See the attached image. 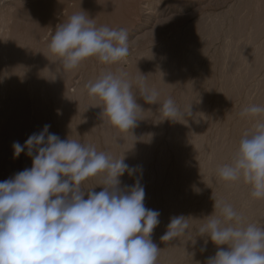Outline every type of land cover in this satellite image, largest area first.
<instances>
[{
    "label": "rangeland",
    "instance_id": "rangeland-1",
    "mask_svg": "<svg viewBox=\"0 0 264 264\" xmlns=\"http://www.w3.org/2000/svg\"><path fill=\"white\" fill-rule=\"evenodd\" d=\"M81 11L98 27L127 29L126 61L105 65L92 57L62 69L49 50L51 36ZM117 70L132 80L146 76L161 103L171 97L190 108L189 115L164 119L159 104L137 93L143 110L137 126L131 132L112 126L86 85ZM249 104L264 105V0H0V182L31 168L28 149L14 158L13 144L24 145L45 125L61 139L124 156L136 171L120 177L121 187L139 179L145 207L160 212L151 234L161 249L156 264H206L215 255L217 246L198 232L217 214L215 200L230 202L246 222L264 225V200L216 171L252 129L253 122L239 115ZM99 182L92 177L83 187L99 192ZM179 215L189 217L188 235L162 241Z\"/></svg>",
    "mask_w": 264,
    "mask_h": 264
},
{
    "label": "clouds",
    "instance_id": "clouds-1",
    "mask_svg": "<svg viewBox=\"0 0 264 264\" xmlns=\"http://www.w3.org/2000/svg\"><path fill=\"white\" fill-rule=\"evenodd\" d=\"M49 50L60 58L64 71L92 57L105 65L118 64L130 54L129 33L98 27L81 11L58 25ZM86 87L103 102L110 124L124 132L137 126L143 112L137 93L145 103L159 104L164 119L177 121L190 113L171 97L161 103L160 92L142 74L132 80L122 70L104 71ZM239 115L253 122L252 129L242 134L230 162L219 166L217 175L229 183L243 181L253 199L264 200V105L249 104ZM49 127L24 145L13 144L14 158L27 148L32 166L0 182V264H156L161 249L151 234L160 212L145 207L139 179L121 187L120 177L136 170L124 156L61 139ZM97 176L101 191L83 187ZM214 208L217 214L207 216L198 229L199 236L217 246L206 264H264V225L246 222L226 200H215ZM189 229V217L173 216L161 240L187 236Z\"/></svg>",
    "mask_w": 264,
    "mask_h": 264
},
{
    "label": "bare ground",
    "instance_id": "bare-ground-1",
    "mask_svg": "<svg viewBox=\"0 0 264 264\" xmlns=\"http://www.w3.org/2000/svg\"><path fill=\"white\" fill-rule=\"evenodd\" d=\"M51 2V1H50ZM52 3V2H51ZM66 4V3H65ZM41 5V4H40ZM60 12V11H59ZM59 18V17H58ZM57 19V18H56ZM56 22V21H55ZM42 24V23H41ZM54 26V25H53ZM20 30V29H19ZM31 31V30H30ZM29 32V31H28ZM49 35V34H48ZM45 44V43H44ZM50 59V58H49ZM46 66V65H45ZM40 70V69H39ZM47 71V70H46ZM45 74V73H44ZM33 77V76H32Z\"/></svg>",
    "mask_w": 264,
    "mask_h": 264
}]
</instances>
